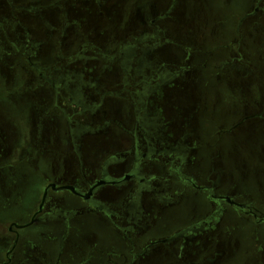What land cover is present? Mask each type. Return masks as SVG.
<instances>
[{"label": "flooded vegetation", "instance_id": "flooded-vegetation-1", "mask_svg": "<svg viewBox=\"0 0 264 264\" xmlns=\"http://www.w3.org/2000/svg\"><path fill=\"white\" fill-rule=\"evenodd\" d=\"M14 2L0 0V32L6 36V43L0 42V75L9 78V86L20 87L21 111L42 107L56 113L30 114L34 119L28 133L20 127L13 132L19 134L17 145L28 138L37 147L45 139L57 149L55 155H41L34 148L25 157L44 174L59 170L63 177L53 182L43 175L47 182L29 222L7 227L11 240L0 264H231L234 244L222 237L232 214L251 220L257 233L264 234V190L259 203L249 192L222 193L225 171L213 157L207 169L200 155L199 50L184 46L178 53L165 51L174 37L198 45L178 11L180 0H167L157 13L153 1L137 6V31L104 41L110 50L89 35L107 29V2L60 0L51 6L58 9L54 15ZM34 17L39 21H31ZM263 24L264 0H255L237 26L232 44L239 49L228 47L230 53L216 72L237 78L264 72V58L250 60L256 53L247 55L250 49H243L250 39L262 44L264 32H253ZM66 50L71 54L64 57ZM181 80L193 93L190 107L166 115L163 108L176 109V96L168 91ZM114 125L131 142L91 164L89 140L111 135ZM65 151L66 157L57 155ZM108 188L121 190L122 196L104 199ZM84 217L114 229L126 242L124 252L91 229L87 250L69 245V233ZM46 223L64 225L63 235L58 228L41 245L39 238L21 234ZM258 264H264L263 257Z\"/></svg>", "mask_w": 264, "mask_h": 264}, {"label": "rangeland", "instance_id": "rangeland-1", "mask_svg": "<svg viewBox=\"0 0 264 264\" xmlns=\"http://www.w3.org/2000/svg\"><path fill=\"white\" fill-rule=\"evenodd\" d=\"M14 3L37 7L44 15L52 14L57 8H52L60 0H13ZM107 2L111 14L110 23L104 31L102 29L91 32L89 35L100 46L108 45L109 39L124 32L128 35L138 29L136 7L153 1L154 13L160 12L167 0H101ZM255 0H180L178 11L185 19V27L188 29L194 41L198 45H189L181 39L172 38V43L165 46V51L178 53L179 48L195 47L199 50L198 91L202 93L201 101L196 105L199 111L197 118L200 129L201 157L207 166H212V157L215 158L217 168L225 171L222 193L249 192L259 203L261 191L264 190V72L253 73L248 78L229 76L227 72L218 73L215 70L223 59L230 53L228 47L235 51L239 47L233 46L236 40L239 20L247 13ZM45 17V16H44ZM37 19V18H36ZM35 17L31 21L36 20ZM39 21V19H37ZM36 23V21H35ZM264 32V24L257 28L253 34ZM5 34V33H4ZM5 35L0 32V42L5 44ZM256 43L247 40L243 49L248 59L258 61L264 58V36ZM1 42V43H2ZM250 46V47H248ZM110 50V46L105 47ZM250 57V58H249ZM249 66V65H248ZM253 66V65H252ZM258 67V65H256ZM260 67V66H259ZM256 69V68H255ZM226 73V74H225ZM9 78L0 75V262L5 261L7 245L11 240L7 227L12 222L26 224L30 215L36 210L42 197V189L47 181L43 175H48L50 181L60 182L61 172H45L26 160V155L35 152L48 153L56 151L43 142L36 146L22 140L18 144L19 134L14 133L21 128L28 133L34 119L30 114L48 117L56 113L55 109L40 108L34 112H24L18 106L22 104L20 87L15 89L10 84ZM185 80H181L176 88L173 87L168 94L174 95L173 103L176 109L163 108L166 115L177 113L178 109H188L192 101V92H187ZM180 86H183L180 88ZM184 92L179 93L177 90ZM22 91V90H21ZM23 94V93H22ZM164 95V92L161 93ZM123 103H128L124 97ZM15 100V102H13ZM110 103V102H109ZM18 105V106H17ZM177 110V111H176ZM179 112V111H178ZM3 121V123L1 122ZM5 121V123H4ZM7 124V125H6ZM111 135L97 136L89 140L91 152V164H98L100 160L113 151L118 150L123 144L131 142L129 135L125 134L115 125ZM52 155H55L52 152ZM59 157H66L67 152H60ZM56 157V156H54ZM5 175L3 176V173ZM93 180V175L88 177ZM68 200L74 203V198L66 193ZM122 196L121 190L108 188L103 192L104 199L115 200ZM202 204L201 201H199ZM261 203V201H260ZM81 223L69 233V245L76 243L81 251L89 246L90 229L107 241L115 243L118 250L123 251L126 242L120 241L119 235L109 225H105L92 217L80 219ZM249 219H239L232 214L225 228L222 242L232 241L234 244L233 262L231 264H244L249 258H264V234L256 231ZM77 225H75L76 227ZM74 227V228H75ZM58 225L53 223L34 224L22 230L24 237H37L41 245L48 244V236L58 231ZM7 240V243L5 242ZM124 243V245H123ZM51 245V244H50ZM125 246V247H124ZM58 256V254H57ZM56 256V257H57ZM57 259V258H56ZM54 260V262L56 261Z\"/></svg>", "mask_w": 264, "mask_h": 264}, {"label": "crops", "instance_id": "crops-1", "mask_svg": "<svg viewBox=\"0 0 264 264\" xmlns=\"http://www.w3.org/2000/svg\"><path fill=\"white\" fill-rule=\"evenodd\" d=\"M108 15H109V19L108 20H110V18H111V14H110V12H108ZM71 54V52H70V50L69 51H65V53H64V57H67V56H69ZM110 114V116L112 115V116H115V117H119V113L118 112H109ZM120 118V117H119ZM111 131H113L112 130V128H111ZM111 134H112V132H111ZM120 149V148H119ZM118 149V150H119ZM55 150H57V149H55ZM66 152V151H65ZM262 256H260V257H254V258H249L244 264H258L259 262H260V258H261Z\"/></svg>", "mask_w": 264, "mask_h": 264}, {"label": "water", "instance_id": "water-1", "mask_svg": "<svg viewBox=\"0 0 264 264\" xmlns=\"http://www.w3.org/2000/svg\"><path fill=\"white\" fill-rule=\"evenodd\" d=\"M54 186V185H53Z\"/></svg>", "mask_w": 264, "mask_h": 264}]
</instances>
